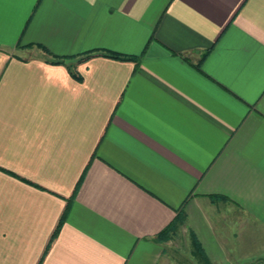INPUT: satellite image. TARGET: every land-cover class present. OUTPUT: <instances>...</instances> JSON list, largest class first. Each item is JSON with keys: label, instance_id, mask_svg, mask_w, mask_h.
<instances>
[{"label": "crops", "instance_id": "obj_1", "mask_svg": "<svg viewBox=\"0 0 264 264\" xmlns=\"http://www.w3.org/2000/svg\"><path fill=\"white\" fill-rule=\"evenodd\" d=\"M39 46L136 62L77 81ZM82 172L41 264H264V0H5L0 264H37Z\"/></svg>", "mask_w": 264, "mask_h": 264}, {"label": "trees", "instance_id": "obj_2", "mask_svg": "<svg viewBox=\"0 0 264 264\" xmlns=\"http://www.w3.org/2000/svg\"><path fill=\"white\" fill-rule=\"evenodd\" d=\"M40 47V46H39ZM40 50H42L46 56H48L47 59H45V62H49V63H53L54 65H65L66 66V70L69 73V75H71V77L74 79H76L77 81H82V78L80 76V74H78L75 70L74 67L76 66V64H80V63H84L86 62V60H88L89 58H93V57H99V56H104V58H109V59H116L118 61H130V62H136V59L128 54H119L115 51H104L103 49H98V51H86V53H83L81 55L77 54V55H73L70 57H66V56H61V57H57L54 56L53 54H51L49 51L45 50L44 48L40 47ZM66 60H72L75 59V61H73L74 63H69L67 64L65 62ZM89 166V165H88ZM84 172H82L80 179L78 180L77 184L74 187V192L72 196H69L66 199L67 202V206L65 208V210H63L60 219L58 220V222H56L55 224V229L53 230L52 234L49 236L48 238V242L45 246V248H43V252H42V256L40 258V260L37 262V264H41L45 258V256L47 255L46 253L48 252L49 248H51L52 244H53V240L55 239V236L59 233V231L61 230V225L63 224V222H65L66 219V214H67V210L69 209V205H70V201L72 200L73 196H75L76 192H77V188L79 183H81L82 178ZM185 214L183 212V210L179 211L176 215L175 218H173L170 222L169 225L163 230V231H159L157 233V235L155 236V240L160 241L162 243L167 242L170 239V234L172 232H175L178 228V226L180 224H182V220L184 219Z\"/></svg>", "mask_w": 264, "mask_h": 264}, {"label": "rangeland", "instance_id": "obj_3", "mask_svg": "<svg viewBox=\"0 0 264 264\" xmlns=\"http://www.w3.org/2000/svg\"><path fill=\"white\" fill-rule=\"evenodd\" d=\"M186 254H187V253H186ZM188 259H189L190 261H192V263H190V264H203V262L200 261V259L198 258L197 254H196V256H193V259H191V258L188 256ZM262 263H263V261H260L259 264H262ZM254 264H255V263H254Z\"/></svg>", "mask_w": 264, "mask_h": 264}, {"label": "snow or ice", "instance_id": "obj_4", "mask_svg": "<svg viewBox=\"0 0 264 264\" xmlns=\"http://www.w3.org/2000/svg\"><path fill=\"white\" fill-rule=\"evenodd\" d=\"M5 0H0V19H2V15H3V4H4Z\"/></svg>", "mask_w": 264, "mask_h": 264}, {"label": "water", "instance_id": "obj_5", "mask_svg": "<svg viewBox=\"0 0 264 264\" xmlns=\"http://www.w3.org/2000/svg\"><path fill=\"white\" fill-rule=\"evenodd\" d=\"M73 61H75V59H72V60H66V59H65V62H66L67 64H69V63H74Z\"/></svg>", "mask_w": 264, "mask_h": 264}]
</instances>
